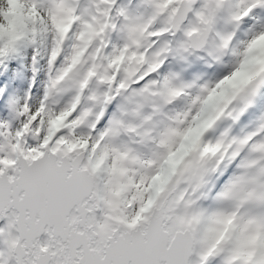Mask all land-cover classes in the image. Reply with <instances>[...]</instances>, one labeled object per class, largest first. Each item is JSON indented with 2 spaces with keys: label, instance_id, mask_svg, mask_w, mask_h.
<instances>
[{
  "label": "snow or ice",
  "instance_id": "6c2138e0",
  "mask_svg": "<svg viewBox=\"0 0 264 264\" xmlns=\"http://www.w3.org/2000/svg\"><path fill=\"white\" fill-rule=\"evenodd\" d=\"M0 264H264V0H0Z\"/></svg>",
  "mask_w": 264,
  "mask_h": 264
},
{
  "label": "rangeland",
  "instance_id": "374dc122",
  "mask_svg": "<svg viewBox=\"0 0 264 264\" xmlns=\"http://www.w3.org/2000/svg\"><path fill=\"white\" fill-rule=\"evenodd\" d=\"M28 75H29V78H31V73L30 72L28 73ZM37 86H40L42 88V77H41V75L37 76ZM19 94L22 95V91Z\"/></svg>",
  "mask_w": 264,
  "mask_h": 264
}]
</instances>
